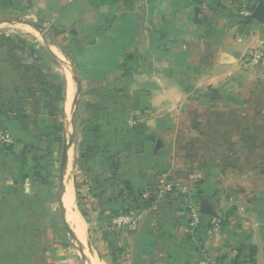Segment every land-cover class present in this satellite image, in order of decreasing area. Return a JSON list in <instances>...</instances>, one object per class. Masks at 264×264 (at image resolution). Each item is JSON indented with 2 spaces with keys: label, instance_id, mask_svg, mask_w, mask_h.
<instances>
[{
  "label": "crops",
  "instance_id": "crops-1",
  "mask_svg": "<svg viewBox=\"0 0 264 264\" xmlns=\"http://www.w3.org/2000/svg\"><path fill=\"white\" fill-rule=\"evenodd\" d=\"M38 1L35 10L58 13L71 4ZM260 2L72 0L64 20L84 41L71 60L86 85L78 96L87 93L89 107L102 99L112 105L120 91L135 108L119 124L82 114L122 132L120 164L107 190L82 195L97 202L85 228L99 263L196 264L206 227L220 216L206 248L221 264H264V59L256 69L242 66L264 51V20L250 18ZM63 79L61 103L44 94L30 99L35 106L26 119L0 113V125L14 139L0 149V264H81L53 242L46 208L58 205V189L41 187L34 174L51 152L35 138L50 142L63 129L71 101ZM68 167L67 159L65 172ZM77 191L73 186L75 207ZM134 207L143 211L136 230L113 232L106 218ZM190 209L199 216L195 231ZM64 212L63 206L61 219L73 231Z\"/></svg>",
  "mask_w": 264,
  "mask_h": 264
},
{
  "label": "rangeland",
  "instance_id": "rangeland-1",
  "mask_svg": "<svg viewBox=\"0 0 264 264\" xmlns=\"http://www.w3.org/2000/svg\"><path fill=\"white\" fill-rule=\"evenodd\" d=\"M38 2V0H0V21L20 19L28 26L32 25L41 30V32H36L28 27L12 23L0 24V113L6 117L9 115L17 117L19 120L26 119V110L34 109L33 106L35 105L32 102L30 103V99L43 98L45 89L51 85V82L62 83L65 77L70 86L69 93L72 101L76 82L84 77L82 69H73L74 75H72L69 68L74 53L84 44L77 33L73 35V31L78 30L76 26L64 20L67 16H70L69 6L72 5V0L70 1L71 4H66L60 13L53 10H35ZM6 87L10 88L9 92H7ZM85 87L83 81L79 82L81 92H85ZM31 90H33L32 93ZM87 97V93L85 95L81 94L80 97H77L74 105L76 106L75 132L67 158L69 163L68 173L71 172L72 182L73 184L76 183L75 186L79 191H77V194L80 196L76 201V206L80 203L85 215L97 202H85L82 195L96 196L99 191L107 190L108 181L114 175V164H120V160L117 158L120 151L117 150L120 149L119 136L122 133L120 128L110 130L102 118L94 116L85 118L82 115L87 113L83 106V101ZM71 101L70 105H67L63 129L62 132H59L60 136L57 139H51L50 142L35 138L38 145L51 149V152H48V157H45V161L38 163L34 171L35 182L41 184V187L48 191L57 192L58 189L59 159L61 158L64 140L67 143L69 141L68 132L71 128ZM67 102L69 103L68 99ZM50 106L47 104L46 108L51 109L54 113L56 111L55 107L50 108ZM61 117L63 116H55L57 123H60L59 119ZM53 124H55L54 120L49 122L48 126L50 127ZM0 129L3 130L1 125ZM112 134L116 137L118 135V138H110L109 136ZM111 149H116L114 154ZM42 151L44 152V150ZM89 154L96 155V159H98L94 163V167L97 169L98 166V170L95 173L92 172L91 177H94L92 185H90L88 179L84 178L85 171L82 168V157ZM87 181L89 184H87ZM76 209L79 213L78 207ZM46 215L49 216L47 224L53 242L64 249L65 252L67 251L75 262L80 263L78 251L75 248L76 245L77 248L79 245L67 233L61 216H59L58 205L48 206ZM79 215L81 216L80 213ZM85 220L83 219L84 223L88 224V219ZM85 231L87 242L92 245L87 225ZM81 246L83 251L91 255L86 243L81 244Z\"/></svg>",
  "mask_w": 264,
  "mask_h": 264
},
{
  "label": "built area",
  "instance_id": "built-area-1",
  "mask_svg": "<svg viewBox=\"0 0 264 264\" xmlns=\"http://www.w3.org/2000/svg\"><path fill=\"white\" fill-rule=\"evenodd\" d=\"M70 2L71 0H66ZM244 17H248L249 13H242ZM264 59V51L262 49H257L254 51L248 58L243 62V67L245 68H258ZM14 144V140L8 132L0 129V149L10 147ZM142 212L140 208H135L132 211H128V213L120 214L113 217L110 220L109 227L113 232L122 231L124 229L128 231L136 230L139 220L141 219ZM190 222L189 227L193 231L199 226V216L195 213V211L190 209ZM221 225L220 216H216L213 218L205 230V243L202 244L201 247L198 248V261L196 264H221L220 261L216 258V256L206 248L209 240L212 239L216 232L219 230Z\"/></svg>",
  "mask_w": 264,
  "mask_h": 264
},
{
  "label": "trees",
  "instance_id": "trees-1",
  "mask_svg": "<svg viewBox=\"0 0 264 264\" xmlns=\"http://www.w3.org/2000/svg\"><path fill=\"white\" fill-rule=\"evenodd\" d=\"M63 87H64V83H57L55 85H49L45 90V95L48 98H54V100H56L58 103H61L63 101ZM100 93H103L102 90ZM116 95L114 97V101L112 105H107V101L105 103V101L98 104V106H94V107H89L88 103H86L84 106V110L85 112H92V113H96V114H103L107 117L108 121L113 122L114 124H119L122 119L124 118V116H127L129 113L133 112L135 110V108L133 107V105H131V101H129V99L127 100V96L126 95H118L121 94V92L119 91H115ZM50 94V95H49ZM57 112L61 113V109L59 108L57 110ZM2 130V129H1ZM14 140V139H13ZM83 161H82V168L84 169L85 173L89 171V177L92 176V166L94 165L95 162L98 161V159H96V155L94 154H89L88 156H83ZM115 167V164H114ZM91 173V174H90ZM76 183H74V187L77 191V186H75ZM79 196L76 193V201H78ZM146 203L143 204L144 207ZM77 207L79 209V213L81 214L82 218L85 220L86 219V215L85 213L82 211L81 209V205L80 203L77 204ZM136 207L132 208L129 211L134 210ZM138 208V207H137ZM125 213H128V211H126ZM123 213V214H125ZM118 214L115 213H111L106 219L107 222L109 223L110 220L117 216ZM86 221V220H85ZM88 222V221H87ZM223 223V221H222Z\"/></svg>",
  "mask_w": 264,
  "mask_h": 264
},
{
  "label": "water",
  "instance_id": "water-1",
  "mask_svg": "<svg viewBox=\"0 0 264 264\" xmlns=\"http://www.w3.org/2000/svg\"><path fill=\"white\" fill-rule=\"evenodd\" d=\"M250 18L251 19H256L258 21H262L264 20V5L260 2L257 4V6L255 7L254 11L252 12V14L250 15ZM6 23H12V24H16V25H19V26H24V27H28L29 29L33 30V31H36V32H41V30L39 28H36L35 26H28L27 24H25L23 21H21L20 19H14V20H7V21H0V24H6ZM69 68L71 70V73L73 74V69H72V64L70 63L69 64ZM75 94L73 95V98H72V101H71V128H70V132L69 133V141L67 143L66 140H64L63 142V150H62V153H61V158L59 159L60 160V166H59V169H60V174H59V183H58V205H59V208H60V213H61V216L63 218V204H62V201H61V197H62V191H63V172H64V169L66 167V163H67V158H68V152H69V149L71 148L72 146V143H73V138H74V132H75V115H76V106H74L76 104V100H77V97L79 95V83L76 82V85H75ZM207 212V211H206ZM208 213V212H207ZM213 215V213H212ZM63 224L66 228V231L67 233L71 236L72 239L76 240L79 244V249H78V257H79V260L81 262V264H91L90 261L88 260V258L83 254V250H82V246L77 238V236L73 233V231L68 227L66 221L63 219ZM88 246L91 247L90 243H88Z\"/></svg>",
  "mask_w": 264,
  "mask_h": 264
},
{
  "label": "bare ground",
  "instance_id": "bare-ground-1",
  "mask_svg": "<svg viewBox=\"0 0 264 264\" xmlns=\"http://www.w3.org/2000/svg\"><path fill=\"white\" fill-rule=\"evenodd\" d=\"M68 98H69L68 101H70L71 100V94L70 93H69ZM66 166H67V163H66ZM65 180H66V182H65ZM64 183H65V185H64ZM63 185L62 186H63L64 190H63V193H62V199L61 200H62L63 206L65 208V212H64L65 216L64 217H66L68 223L70 224V226L73 229V232L76 235L79 236V237L78 236L77 237L80 239L81 244L82 245H84V243L87 244V239H86V235H85V223H84L83 219L81 218V216L79 215V213H77V210H76V207H75V203H74L73 186H71L72 185V181H71L70 173H68V171L65 172V169H64V172H63ZM75 248L78 251L79 246L77 248V245H76ZM89 250L93 254L95 262L97 264H101L97 260L96 254H94V252L91 249H89ZM83 252H84L83 254L88 257L90 262H92L91 256L89 254H87V252H85V251H83ZM78 254H79V252H78Z\"/></svg>",
  "mask_w": 264,
  "mask_h": 264
}]
</instances>
